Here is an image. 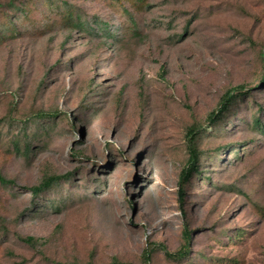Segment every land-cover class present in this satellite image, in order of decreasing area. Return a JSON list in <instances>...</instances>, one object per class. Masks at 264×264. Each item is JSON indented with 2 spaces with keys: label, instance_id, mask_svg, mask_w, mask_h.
<instances>
[{
  "label": "rangeland",
  "instance_id": "rangeland-1",
  "mask_svg": "<svg viewBox=\"0 0 264 264\" xmlns=\"http://www.w3.org/2000/svg\"><path fill=\"white\" fill-rule=\"evenodd\" d=\"M11 1L0 17H16ZM54 1L94 31L37 27L0 46V173L16 181L0 183V264H264V0H150L134 31L102 0ZM29 3L37 24L57 12ZM237 84L250 94L203 131L182 208L186 132ZM52 174L70 176L39 197L24 188ZM185 225L188 260L144 261L150 241L178 250Z\"/></svg>",
  "mask_w": 264,
  "mask_h": 264
},
{
  "label": "trees",
  "instance_id": "trees-1",
  "mask_svg": "<svg viewBox=\"0 0 264 264\" xmlns=\"http://www.w3.org/2000/svg\"><path fill=\"white\" fill-rule=\"evenodd\" d=\"M29 3V0H26ZM106 3L112 11H115L121 15H126L128 24L127 29L134 31L136 22L134 20L135 13H140L150 8V0H102ZM49 2L51 6L56 8V11L50 19V21L42 20L40 22L33 21L29 19L31 13L30 3H26L22 0L16 1L12 0V9L15 10L14 14L6 13L0 17V46L4 44L7 40L13 39L18 36L34 34L37 27L42 32V28H60V29H70L80 32H92L94 28L91 26L90 21L86 20L78 11H75L72 6H66L55 2L54 0H45ZM55 4V5H54ZM18 18V19H17ZM23 20L22 23H19ZM99 31H105L107 36H114V33L107 29V24L101 25L98 21ZM109 32V33H108ZM136 32V31H135ZM263 63H264V53H263ZM264 83V76L262 78ZM250 94V89L247 88L245 84H237L235 86L229 87L222 95L217 107L212 110L206 117V126L202 124H193L190 126L186 132L185 140L187 146L188 158L179 173L178 181V199L181 207L183 208L185 203V197L187 194V187L194 181L195 177L202 174V158L203 151L199 147L200 139L203 135V131H208L210 128H216L219 130L220 124L224 119L231 113L232 108L238 102L240 98H244ZM259 111L252 120L253 129L261 130L264 135V122L260 116H257L263 111V108H259ZM57 114L52 112L39 111L36 114L38 119L54 118ZM11 123L16 122L13 117L10 118ZM28 121H25V129ZM13 145L20 151L18 146V141H14ZM226 148H231L229 150H235L234 144H229L225 148L220 147V149L225 152ZM27 153L31 151L30 146L25 149ZM228 151V150H226ZM234 152V151H232ZM237 155V153H236ZM69 174H52L44 177L42 181L36 185L30 187H24L29 191L34 197H39L47 192H49L56 185L60 184L62 181L69 179ZM0 183L4 186H13L16 184L14 179L5 177L0 173ZM258 211L264 216V207L256 205ZM0 230L1 232L8 233V228L0 220ZM19 240L36 247L38 245H43L44 241L41 238L35 236H18ZM192 231L189 230L188 226L185 225L183 232V241L180 248L176 251H171L168 247L161 242L150 241L148 246L144 250L143 259L145 262H151L153 255L157 253H162L168 261L181 263L190 258L192 252ZM92 264V263H88ZM111 264H128L121 263L115 260Z\"/></svg>",
  "mask_w": 264,
  "mask_h": 264
}]
</instances>
